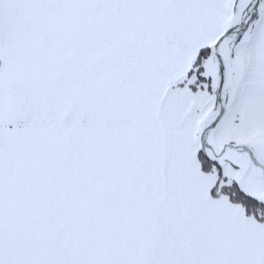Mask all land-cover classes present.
Here are the masks:
<instances>
[{
    "label": "snow or ice",
    "instance_id": "6c2138e0",
    "mask_svg": "<svg viewBox=\"0 0 264 264\" xmlns=\"http://www.w3.org/2000/svg\"><path fill=\"white\" fill-rule=\"evenodd\" d=\"M0 264H264V0H0Z\"/></svg>",
    "mask_w": 264,
    "mask_h": 264
}]
</instances>
